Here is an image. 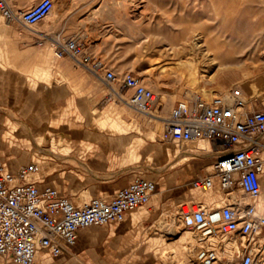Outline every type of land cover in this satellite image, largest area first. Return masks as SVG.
Masks as SVG:
<instances>
[{
    "label": "rangeland",
    "instance_id": "374dc122",
    "mask_svg": "<svg viewBox=\"0 0 264 264\" xmlns=\"http://www.w3.org/2000/svg\"><path fill=\"white\" fill-rule=\"evenodd\" d=\"M72 2L58 0L55 13L34 26L9 21L0 10V154L16 166L30 161L44 163L40 177L79 203L94 196L110 197L118 189L101 182L105 177L117 175L124 179L123 185L138 176L157 179L159 189L152 200L133 210L134 218L126 225L132 231L126 252L115 250L112 261L115 264H197L186 254L180 240L182 235L196 237L183 222L181 205L203 202L213 206L225 198L218 186L217 196L213 189L192 186L198 174L212 169L213 154L196 146L210 145L208 139L184 143L160 140L158 133L162 132L164 122L137 111L150 126L148 135L157 145L144 155L137 150L126 162L125 167L132 168L130 171L103 174L90 163L83 164L84 172L54 171L55 166H50L49 161L57 157L65 164L70 160V152L56 147L62 141L58 139L60 135H55L53 146L47 139L50 127L46 121L53 93L48 88L21 92L11 83L16 82L18 71H23L20 73L25 72L26 83L41 81L40 88H45L42 83L54 86L56 79L63 89L65 84H77L76 90L80 89L79 84L86 82V77L76 71L94 70L70 55L58 57L53 40L33 32L41 27L54 35V24L68 18L70 26L65 34L78 36L87 52L94 56L93 60L103 63L98 76L106 82L107 93L114 98L111 85L104 78L108 69L120 76L129 71L140 75L147 86L160 93L161 103L153 112L162 117L169 114L177 100L187 96L189 88L212 97L230 87L242 86L253 98L255 108L264 109V0H97L88 12L70 13L67 10ZM200 35L212 46V52L192 48L190 43ZM171 45L176 49L171 50ZM45 48L47 51L43 53ZM98 76L89 73L88 84L96 83L94 77ZM119 84V80L115 82L117 87ZM90 105L83 104L90 117L104 112L100 109L101 103ZM106 114L113 116V113ZM143 125L137 123L138 133H144ZM114 126L120 131L127 130L122 125ZM143 142L138 140V148ZM182 145L188 150L186 155L180 150ZM159 147L161 155L156 152ZM166 147L177 151L168 155ZM176 184L181 189H169ZM260 203L264 207V196ZM176 216L182 221L175 225L177 231L170 233V222ZM91 228L100 231L103 227ZM196 243L200 244L197 240ZM4 260L6 264H18L9 255Z\"/></svg>",
    "mask_w": 264,
    "mask_h": 264
},
{
    "label": "built area",
    "instance_id": "2783aa9c",
    "mask_svg": "<svg viewBox=\"0 0 264 264\" xmlns=\"http://www.w3.org/2000/svg\"><path fill=\"white\" fill-rule=\"evenodd\" d=\"M56 2L38 0L21 7L0 0V10L9 21L34 26ZM53 42L58 57L70 55L97 73L103 67L78 36ZM104 78L116 97L141 112L151 114L161 103L160 93L132 71L120 76L108 69ZM163 118V140L213 143L212 169L198 174L192 186L211 190L219 185L226 198L221 205H181L183 222L200 243L196 263L264 264V109L255 108L242 86H233L212 97L199 92L185 96ZM40 173L38 161L10 167L0 154V253L18 264H39L41 250L60 254L87 227L123 222L127 211L148 204L158 190L157 179L138 176L110 197L79 203L59 187L41 184Z\"/></svg>",
    "mask_w": 264,
    "mask_h": 264
},
{
    "label": "crops",
    "instance_id": "0c3cea01",
    "mask_svg": "<svg viewBox=\"0 0 264 264\" xmlns=\"http://www.w3.org/2000/svg\"><path fill=\"white\" fill-rule=\"evenodd\" d=\"M11 1L18 6L26 7L38 0ZM96 2L97 0H74L68 5L67 11L70 13L88 12ZM69 20L68 18L59 19L52 27L55 32L54 35L46 33L41 36L53 41L58 37L67 38L71 36L65 34L70 26ZM20 72L23 71H18L16 82L12 81L11 83L12 86L15 85V90L40 92L46 91L45 89L48 88L53 93L48 111V120L46 121L50 127L47 139L49 145L53 146L55 135H60L58 139L62 141L55 144L56 147L58 149L65 148L70 152V160L65 164L59 162L57 157L49 161L50 166H55L54 171L84 172L86 169L82 166L87 163H90L93 169L103 174L116 173L121 170L130 171L132 168L125 167V165L130 157L137 154V150H140V154L144 155L147 150H152L157 145L153 143L154 139L148 135L150 126L142 120V117L137 115L136 112H139V110L133 108L126 100L119 97L114 98L110 93H107V84L98 76L97 72L85 71L83 73V71H76L82 72L84 74L82 76L86 77V82L79 84L80 89L78 91L76 90L77 84H65L63 89L56 79L53 80L54 86L49 83H42L45 88H40L41 81L33 80V83H28V81L26 83L25 72ZM89 73L98 76V78L94 77L96 83L88 84ZM32 76L34 78L35 75L32 74ZM62 91L63 94H59ZM84 102L91 104L90 106L100 105L101 103L100 109L104 112L97 117H90L83 108ZM106 112L113 113V116L106 114ZM115 113H119V115ZM54 123L55 126H53ZM137 123L144 124V133H138ZM114 125H122L127 127V130L120 131ZM161 133H158V138L163 140ZM140 139L145 142L138 148V140ZM158 146H160L159 143ZM156 152L161 155V148L156 149ZM5 158L10 167L16 166L9 158ZM43 165L44 163H41V169ZM40 182L41 184H49L43 177H40ZM101 182L109 183L110 186L118 189L124 186V179H120L117 175L109 178L105 177ZM157 182L159 189V181L157 180ZM169 189L176 191L181 187L176 184L170 186ZM142 206L144 205L135 209ZM133 210L126 212V219L123 222H109L101 225L103 228L100 231H92V226L83 229L80 232L78 242L75 245H65L63 251L58 255H52L48 250L39 251V264H115L112 261L114 251L125 253L128 248L132 231L127 230L126 225L131 224L134 218L135 212H132ZM5 256L6 254L0 253V264H6ZM123 259L124 257L120 258V260Z\"/></svg>",
    "mask_w": 264,
    "mask_h": 264
},
{
    "label": "bare ground",
    "instance_id": "6f19581e",
    "mask_svg": "<svg viewBox=\"0 0 264 264\" xmlns=\"http://www.w3.org/2000/svg\"><path fill=\"white\" fill-rule=\"evenodd\" d=\"M58 1V0H57ZM57 3V2H56ZM56 6L57 5H55V7L52 9V11L50 12V14H48L46 17H48L49 15H51V14H54L55 13V11H56ZM45 19V18H44ZM43 20V19H42ZM53 20V19H52ZM40 22V21H39ZM38 22V23H39ZM37 24V23H36ZM34 33H37V34H40V35H44V34H46L47 32L43 29V28H41V27H39V28H36V30L35 31H33ZM50 36V35H49ZM202 36L203 35H200V36H198V37H196V41L195 42H191L190 43V45L192 46V48H199L200 50H204V49H206L207 51H209V52H212V46L211 45H208V42H207V39L206 38H202ZM205 36V35H204ZM55 38V37H54ZM205 45H208V47L206 48V46ZM170 49L171 50H175L176 48H175V46L174 45H171L170 46ZM47 51V49L45 48V49H43L42 50V52L43 53H45ZM215 59V58H214ZM1 70V69H0ZM98 74V73H97ZM223 85V84H222ZM191 94H194V92L192 91V89H188V91H187V96H190ZM254 96H256V94H254ZM151 115H153L152 116V118H154L156 121H164V118L162 117V116H159V115H157V114H155L154 112H151ZM197 146V149L198 150H203V149H205V150H207V152H210L211 154L213 153V152H211L214 148H213V143H210V145H202V144H197L196 145ZM184 147H186L185 145H182L181 147H180V150L182 151V153L183 154H185V153H188V150L186 149V148H184ZM179 150V149H178ZM176 151H177V148H171V147H166V153L168 154V155H172V154H174V153H176ZM186 155V154H185ZM209 155V154H208ZM207 156V155H206ZM187 158V157H186ZM218 187H219V185H217ZM216 186V187H217ZM215 187V188H216ZM213 189V191H214V195L215 196H217L218 195V193L220 194V190H218V188H216V189ZM220 188V187H219ZM221 189V188H220ZM222 190V189H221ZM226 201V198H224V199H222V200H219L218 201V204L219 205H221V204H223L224 202ZM262 204H263V202H262ZM261 203H260V205H262ZM181 221L182 220H180V218L178 217V216H176V217H174L173 218V220H172V222H170V225H169V229H170V233L171 232H173V231H177V228L175 227V225L176 224H178V223H181ZM194 234V233H193ZM180 240L182 241V243L184 244V248L186 249V254H188V256H190L192 259H193V261L196 263V252H197V250H198V247H199V245L196 243V237H194V236H192L191 234H189V235H187V236H180ZM165 255V254H164ZM189 264H191V263H189ZM194 264V263H193Z\"/></svg>",
    "mask_w": 264,
    "mask_h": 264
}]
</instances>
